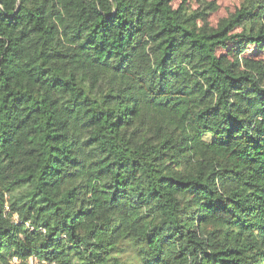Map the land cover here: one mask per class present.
<instances>
[{
	"label": "trees",
	"instance_id": "1",
	"mask_svg": "<svg viewBox=\"0 0 264 264\" xmlns=\"http://www.w3.org/2000/svg\"><path fill=\"white\" fill-rule=\"evenodd\" d=\"M173 4L0 0V264H264V0Z\"/></svg>",
	"mask_w": 264,
	"mask_h": 264
},
{
	"label": "rangeland",
	"instance_id": "2",
	"mask_svg": "<svg viewBox=\"0 0 264 264\" xmlns=\"http://www.w3.org/2000/svg\"><path fill=\"white\" fill-rule=\"evenodd\" d=\"M181 0H174V6H176ZM211 2L213 10H211L208 16V22L210 25L215 26L220 18L228 16L234 12L235 9L242 5H246V1L250 3L252 0H206ZM189 4L192 9H197V0H189ZM250 27L249 21H244L241 27L236 32H242L248 30ZM239 43H229L228 46L221 52L225 53V60L232 62L234 67L237 68L242 58H260L264 62V51L259 52L257 48L253 47L252 44L247 43L243 39L238 40ZM12 264H18L17 260L12 261ZM28 264H44L42 261H38L34 257L29 258Z\"/></svg>",
	"mask_w": 264,
	"mask_h": 264
},
{
	"label": "built area",
	"instance_id": "3",
	"mask_svg": "<svg viewBox=\"0 0 264 264\" xmlns=\"http://www.w3.org/2000/svg\"><path fill=\"white\" fill-rule=\"evenodd\" d=\"M35 258V257H34ZM36 259V258H35ZM16 260V259H13V261Z\"/></svg>",
	"mask_w": 264,
	"mask_h": 264
}]
</instances>
